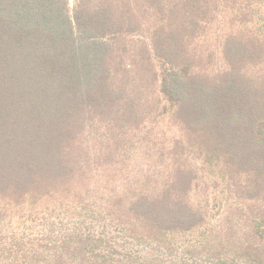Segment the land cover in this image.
Listing matches in <instances>:
<instances>
[{"label":"trees","instance_id":"obj_1","mask_svg":"<svg viewBox=\"0 0 264 264\" xmlns=\"http://www.w3.org/2000/svg\"><path fill=\"white\" fill-rule=\"evenodd\" d=\"M166 119L163 169L99 203L95 171ZM205 173L234 196L220 227ZM0 203L54 227L0 264H264V0H0Z\"/></svg>","mask_w":264,"mask_h":264},{"label":"rangeland","instance_id":"obj_2","mask_svg":"<svg viewBox=\"0 0 264 264\" xmlns=\"http://www.w3.org/2000/svg\"><path fill=\"white\" fill-rule=\"evenodd\" d=\"M151 126L155 125H150L149 128L139 135L137 143L131 147L127 154L126 162L117 165L119 168L114 169L111 167L95 171L90 184H92L93 191H95L94 195L101 197L99 198L100 200L95 197L99 203H107L115 191L120 189L125 180L141 177L148 171L163 169L156 161L159 159L157 149L161 145H170L174 139L180 138L181 133L169 123L168 119L158 125L156 124L154 129ZM209 177L205 173V182L201 184L202 189L200 188L198 193L203 198H206V186L207 183L209 184V207L214 215L211 218V226L220 227L224 225L225 218L228 215L227 207L234 202V196L226 189V184L223 181L213 176ZM221 202L224 206L219 207ZM2 212L4 214L3 219H0V239H5L0 240V245L4 242H9L10 238L14 236H40L52 231L54 228L44 219L45 216H48L45 214L46 212L30 217L27 212L18 213L11 209L7 211L3 203H0V215ZM53 215L50 221L55 222L56 230L58 231L73 229V224L79 221L76 218L71 220L65 213L58 212ZM133 249L142 257L154 258L156 262L159 260L160 264H195L189 257L190 255L188 256L185 253L184 248L167 252L148 244H138L134 245ZM197 263L201 264V261Z\"/></svg>","mask_w":264,"mask_h":264}]
</instances>
